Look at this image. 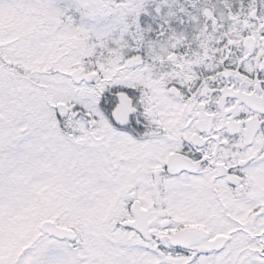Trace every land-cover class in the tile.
Here are the masks:
<instances>
[{
    "label": "snow or ice",
    "instance_id": "1",
    "mask_svg": "<svg viewBox=\"0 0 264 264\" xmlns=\"http://www.w3.org/2000/svg\"><path fill=\"white\" fill-rule=\"evenodd\" d=\"M0 264H264V0H0Z\"/></svg>",
    "mask_w": 264,
    "mask_h": 264
}]
</instances>
